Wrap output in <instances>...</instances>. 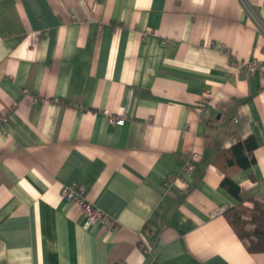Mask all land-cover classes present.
I'll list each match as a JSON object with an SVG mask.
<instances>
[{"label":"crops","instance_id":"obj_1","mask_svg":"<svg viewBox=\"0 0 264 264\" xmlns=\"http://www.w3.org/2000/svg\"><path fill=\"white\" fill-rule=\"evenodd\" d=\"M0 116V264H264L225 215L264 204V0H0Z\"/></svg>","mask_w":264,"mask_h":264},{"label":"trees","instance_id":"obj_2","mask_svg":"<svg viewBox=\"0 0 264 264\" xmlns=\"http://www.w3.org/2000/svg\"><path fill=\"white\" fill-rule=\"evenodd\" d=\"M257 144L253 137L235 144L230 150L227 168L231 170L247 169L255 163L253 152ZM228 169V170H229ZM230 170V171H231ZM223 187L241 199L240 188L232 180L230 172L226 173L222 181ZM230 225L239 238L245 242L252 253L264 252V204L255 201L254 207L249 209L242 203L225 213Z\"/></svg>","mask_w":264,"mask_h":264},{"label":"built area","instance_id":"obj_3","mask_svg":"<svg viewBox=\"0 0 264 264\" xmlns=\"http://www.w3.org/2000/svg\"><path fill=\"white\" fill-rule=\"evenodd\" d=\"M243 67H247V69L250 72H254L256 71L258 64L257 62L240 64V68H243ZM3 121H6V119L3 116H0V122H3ZM109 121L112 124L122 126L125 123V117L109 116ZM198 158H199V155L193 152L192 159L196 160ZM193 170H194V166L192 164H189L186 168V173L190 174L192 173ZM62 195L67 200L78 204L82 208L86 216L84 228H89L91 225H93L96 222L104 223L110 227H116V223L114 220H112L109 216H107L100 208L96 207L94 204L88 202L84 198L83 188L81 186H78L75 184L71 186H66L62 190Z\"/></svg>","mask_w":264,"mask_h":264}]
</instances>
